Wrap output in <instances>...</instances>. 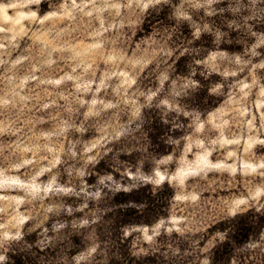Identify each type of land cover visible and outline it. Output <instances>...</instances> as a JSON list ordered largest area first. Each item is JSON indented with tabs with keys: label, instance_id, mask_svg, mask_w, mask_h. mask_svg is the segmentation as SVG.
<instances>
[{
	"label": "rangeland",
	"instance_id": "1",
	"mask_svg": "<svg viewBox=\"0 0 264 264\" xmlns=\"http://www.w3.org/2000/svg\"><path fill=\"white\" fill-rule=\"evenodd\" d=\"M243 219L219 264H264V0H0V264H214Z\"/></svg>",
	"mask_w": 264,
	"mask_h": 264
},
{
	"label": "trees",
	"instance_id": "2",
	"mask_svg": "<svg viewBox=\"0 0 264 264\" xmlns=\"http://www.w3.org/2000/svg\"><path fill=\"white\" fill-rule=\"evenodd\" d=\"M253 226V221L243 219L241 221V224L236 227V230L234 232V236L231 238H228L218 244H216L213 248V253L211 257V261L214 264H219L220 261H224L228 259V256L232 250L233 244L236 243L237 237L239 234H242L244 238H241L239 242L246 241L249 236V231L251 230V227ZM236 234V236H235ZM238 234V235H237ZM10 264H26L24 262V259L22 257L15 258L14 262H10Z\"/></svg>",
	"mask_w": 264,
	"mask_h": 264
}]
</instances>
